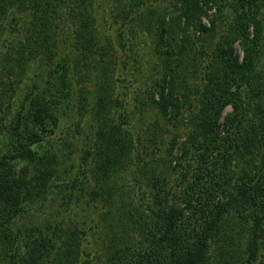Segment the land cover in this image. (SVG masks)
Returning a JSON list of instances; mask_svg holds the SVG:
<instances>
[{"label":"trees","instance_id":"1","mask_svg":"<svg viewBox=\"0 0 264 264\" xmlns=\"http://www.w3.org/2000/svg\"><path fill=\"white\" fill-rule=\"evenodd\" d=\"M155 1L0 0V264H264V89L258 75H244L234 49L243 38L261 65L262 23L242 16L221 37L217 17L211 27L199 22L204 43L215 44L210 54L189 35L202 12L192 0ZM147 32L163 77L160 100L154 91L146 104L175 128L182 110L194 109L177 97L183 74L198 54L212 68L181 145L184 171L173 179L160 165L144 170L150 201L120 183L121 171L142 160L115 88L118 69L121 81L139 63ZM19 161L14 191L7 185Z\"/></svg>","mask_w":264,"mask_h":264},{"label":"rangeland","instance_id":"2","mask_svg":"<svg viewBox=\"0 0 264 264\" xmlns=\"http://www.w3.org/2000/svg\"><path fill=\"white\" fill-rule=\"evenodd\" d=\"M153 1L154 0H151V2ZM156 1L154 2L155 4H161L162 2H164V6L168 5L171 2V0H158V2ZM254 3H258L259 6H254ZM190 5L196 11L200 10L202 12L200 14L201 16L198 17V20H193L192 26L189 27V35L194 40L202 38L203 43L202 39L199 41H201L200 43L204 45V49L206 51L211 48L209 51L210 54L215 48V44L209 45L207 43H204V36L202 32H200L199 30L197 31L196 27L199 22H201L202 25L211 27L212 19H215L217 17V29L221 37H223L230 35L236 29L237 21L242 16H256L258 20L261 21L263 27L262 39L259 45L261 52L260 56L257 58L260 60L261 65H257L256 63L254 64V54L251 50L246 52L243 45V38H239L234 42V49L236 50V55L239 58V64L244 70V75H258V78L261 82L260 86L262 89H264V0H192L190 1ZM110 23L113 24V21H110ZM182 23H185V17L182 18ZM255 31V26L253 24H250L247 30V41H253L255 37ZM218 39L219 37L215 41H217ZM5 43V41L2 43V45L0 46V50L4 47L6 48ZM155 46V37L147 32L145 36H143V38L139 40L138 43L137 48L139 53V63L135 68H132L134 70L131 73V68H129L127 75H125V77H121V81L119 80L120 76H122L125 71H122L124 69L119 68L116 73V77L119 78L118 80H116L115 85L116 91L119 94L125 95V114L128 116V123L137 128V131L134 135V138H136L135 154L139 157V159L142 160L140 161L138 166H133L127 171L124 168L121 171L120 176H122V181L120 183L121 185H128V183H130L132 185V195H134L136 198H144V200L147 201H150V188L147 187L145 179V171L148 166L151 165L153 167H158L160 165L159 169L166 170L168 176L172 175L173 179L176 176H179L180 172L184 171L182 170V167L180 168L178 166L182 157V151L180 150L181 145L186 141L187 134H189L191 130V127L189 125V118L191 114L193 112H199V110L201 109L200 103L203 99H205V96L207 95L206 86L208 85V83H210L209 75L212 71V68L209 67V57L198 54V57H200L198 64L195 67L191 65L189 69L183 74L184 83H181L177 97L182 102L184 100L182 94L187 95L189 98L188 105H193L194 109L192 110L191 108L186 107L185 110H182L183 115H180L178 117L181 122L178 123L177 128H175V124H171L167 121V119L164 118L161 109L157 105L154 107H150V105L146 104L147 102L151 101V94L154 91L157 92L155 93L154 99L156 101L160 100L158 89L155 88L156 83L161 82L163 77V71L161 70V67L163 66V59H161L162 57L156 50ZM199 49L200 46H198V50ZM202 56H204L205 58H203ZM204 59H206V61ZM238 75L242 76L241 73ZM197 82L198 88L195 87L197 89L195 90L194 86L195 84H197ZM249 90H251V87L247 83L241 86V91L244 94ZM232 111L233 108L229 106L226 109L224 116L231 113ZM174 112L175 111L171 109L168 110V117L171 118ZM154 130H157V132L160 133L158 142L156 144L149 140L151 139V133ZM175 134H181V137H179L178 139L179 146L174 150L173 156H171L170 145L171 141L175 137ZM53 136L54 135L52 133V135L48 137L53 138ZM139 141H141V144L139 143ZM137 162H139L138 159H136V163ZM146 162H148L149 164L147 165ZM163 165H165L166 167ZM185 165L184 167H187ZM190 165H192L193 168L188 175L190 180H192V176L194 175L195 171L194 168H197L198 165L192 161L188 165V168H190ZM15 166L16 177L14 176L13 179H10L11 184L9 183L7 185L8 189L12 187L14 191L15 186L17 185L20 169L24 167L25 164L19 161L17 162V164H15ZM176 169L178 170L175 172ZM147 176L149 175L147 174ZM12 197H15V195ZM22 221L24 220H21V222Z\"/></svg>","mask_w":264,"mask_h":264}]
</instances>
